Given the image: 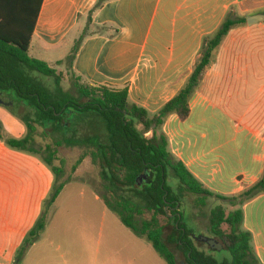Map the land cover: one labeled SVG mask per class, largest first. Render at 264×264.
Instances as JSON below:
<instances>
[{"label":"crops","instance_id":"crops-1","mask_svg":"<svg viewBox=\"0 0 264 264\" xmlns=\"http://www.w3.org/2000/svg\"><path fill=\"white\" fill-rule=\"evenodd\" d=\"M98 1L43 0L29 56L56 71L83 35L67 63L72 76L92 87L127 89L129 104L150 115L182 89L203 40L228 13L264 16V0H108L93 10ZM189 106L187 120L170 115L159 131L173 157L216 195L254 186L264 172V21L229 32ZM242 210L264 264V193ZM5 241L9 252L0 247V264H16L21 242L3 233Z\"/></svg>","mask_w":264,"mask_h":264},{"label":"trees","instance_id":"trees-1","mask_svg":"<svg viewBox=\"0 0 264 264\" xmlns=\"http://www.w3.org/2000/svg\"><path fill=\"white\" fill-rule=\"evenodd\" d=\"M108 0H99L97 10ZM43 0H0V94H11L31 114L19 117L27 128L22 140L8 138L9 148L40 153L34 148L36 126L64 138L53 143L83 150L72 172L87 158L100 170L102 199L106 208L136 236L146 238L165 264H178L171 246L182 253L184 264H261L253 244L252 235L243 227L245 203L264 193V172L251 188L236 196L216 195L196 180L186 166L175 159L168 148V141L160 133L165 120L176 115L181 122L190 114L189 102L199 89L206 72L216 59L223 41L233 29L245 27V17L228 13L218 29L203 40L199 57L178 94L168 101L157 114L150 115L145 109L129 104L127 89L92 87L77 82V98L60 88L57 72L46 63L29 56L30 42ZM89 22V19H88ZM83 35L75 42L70 56L71 63ZM45 77L52 84H44L33 74ZM87 134L80 137L78 127L84 126ZM141 127V129H140ZM153 130L151 137L146 134ZM60 137V136H59ZM55 150L46 146L44 162L59 177L61 169L54 167ZM169 173L178 181L174 190L168 185ZM147 175L140 186L139 176ZM59 184L49 201L51 206L64 188ZM183 194L195 196L196 205L206 206L208 199H216L220 205L209 215V233L230 254V261H217L211 252L202 250L186 228L180 206ZM226 207L231 211L227 213ZM149 214L150 219L145 215ZM171 219L169 215H173ZM166 218L171 225L168 233L160 219ZM46 224L41 217L31 236L37 238Z\"/></svg>","mask_w":264,"mask_h":264},{"label":"rangeland","instance_id":"rangeland-1","mask_svg":"<svg viewBox=\"0 0 264 264\" xmlns=\"http://www.w3.org/2000/svg\"><path fill=\"white\" fill-rule=\"evenodd\" d=\"M56 72L60 88L77 98V82L69 72L67 60ZM33 75L44 84H52L43 76ZM19 103L11 94H0V235L5 233V237H11L14 245L21 242L16 264H165L146 238L136 236L106 208L100 198L104 193L100 170L92 165L90 158L72 172L84 152L65 146L54 148V141L64 138L63 135L51 131L44 135L42 127L35 125L33 145L40 153L32 154L5 145L8 138L22 140L27 135L26 125L17 116L31 112ZM78 129L80 137L88 132L85 125ZM151 136V133L146 134L148 138ZM2 144L5 148L1 147ZM46 146L56 152L53 166L61 169L59 177L43 160ZM61 183L65 184L63 190L49 206ZM168 185L174 190L179 186L171 173ZM196 199L183 194L180 206L173 211L182 213L186 228L193 237L212 238L208 228L209 215L220 202L208 199L206 206L200 207L196 205ZM226 209L227 213L231 211L229 207ZM43 215L45 227L34 238L30 232ZM169 216L171 219L175 217L174 214ZM145 218L150 219V215ZM160 223L167 234L171 225L166 218H161ZM21 234L25 235L23 240ZM194 241L202 250L211 252L204 243ZM9 242L0 244L1 248L6 247L7 253ZM171 248L178 264H184L182 253L174 246ZM211 254L219 262L231 259L225 249Z\"/></svg>","mask_w":264,"mask_h":264},{"label":"water","instance_id":"water-1","mask_svg":"<svg viewBox=\"0 0 264 264\" xmlns=\"http://www.w3.org/2000/svg\"><path fill=\"white\" fill-rule=\"evenodd\" d=\"M245 21H246V25L250 27V26H253V25H256V24L263 22L264 16L263 15H254V16L246 17ZM146 176H147L146 174L139 176L136 180V185L140 186L141 183L143 182V180L146 179ZM191 237L193 239H195L197 242H201V243H204L205 245H207L211 252H220L221 250L224 249L223 245L221 243H219L214 238L193 237L192 235H191Z\"/></svg>","mask_w":264,"mask_h":264}]
</instances>
